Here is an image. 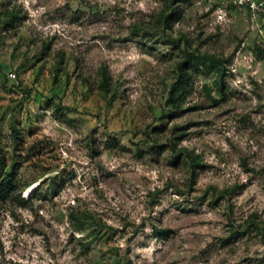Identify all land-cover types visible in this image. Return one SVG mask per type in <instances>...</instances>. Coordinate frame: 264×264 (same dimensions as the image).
I'll return each instance as SVG.
<instances>
[{
    "label": "rangeland",
    "instance_id": "rangeland-1",
    "mask_svg": "<svg viewBox=\"0 0 264 264\" xmlns=\"http://www.w3.org/2000/svg\"><path fill=\"white\" fill-rule=\"evenodd\" d=\"M169 1L0 0V264H264V14Z\"/></svg>",
    "mask_w": 264,
    "mask_h": 264
},
{
    "label": "trees",
    "instance_id": "trees-1",
    "mask_svg": "<svg viewBox=\"0 0 264 264\" xmlns=\"http://www.w3.org/2000/svg\"><path fill=\"white\" fill-rule=\"evenodd\" d=\"M178 0H170V15L167 16V21L174 18L173 7L176 5ZM185 58L178 62V72L179 78L176 83L172 86L170 91V104L175 106H180L182 99L185 97L186 88L190 86L192 82V73L194 70H200V67L206 65L209 60H213L215 62H219L214 56L208 54H198L195 55L193 52H186ZM102 77L103 80L101 82L102 91L105 93L110 92V78L108 77L106 69H102ZM181 94L182 97L178 98V95ZM189 160L191 162V168L196 169L198 166L197 156L189 155ZM17 164V162H14ZM54 180V179H53ZM55 182V181H54ZM20 183L14 172L7 173L3 179L0 180V199H8L11 197V194H15V187ZM55 186V183L53 184ZM28 187V186H27ZM39 190V187L36 191ZM16 202L20 205H26L29 203V200L25 197H22V193L15 194ZM79 221V219H78ZM80 226H83L82 223Z\"/></svg>",
    "mask_w": 264,
    "mask_h": 264
},
{
    "label": "built area",
    "instance_id": "built-area-1",
    "mask_svg": "<svg viewBox=\"0 0 264 264\" xmlns=\"http://www.w3.org/2000/svg\"><path fill=\"white\" fill-rule=\"evenodd\" d=\"M209 4L216 5L220 17L227 16L230 10L246 11L253 17L264 14V0H206Z\"/></svg>",
    "mask_w": 264,
    "mask_h": 264
}]
</instances>
